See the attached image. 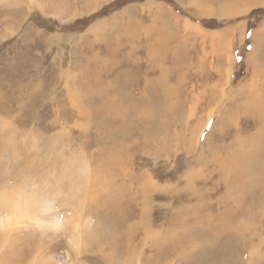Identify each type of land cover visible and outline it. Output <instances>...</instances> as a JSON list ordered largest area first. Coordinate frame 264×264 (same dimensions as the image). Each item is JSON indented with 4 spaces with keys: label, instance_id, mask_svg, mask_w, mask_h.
Wrapping results in <instances>:
<instances>
[{
    "label": "rangeland",
    "instance_id": "1",
    "mask_svg": "<svg viewBox=\"0 0 264 264\" xmlns=\"http://www.w3.org/2000/svg\"><path fill=\"white\" fill-rule=\"evenodd\" d=\"M263 87L264 0H0V264H264Z\"/></svg>",
    "mask_w": 264,
    "mask_h": 264
},
{
    "label": "bare ground",
    "instance_id": "2",
    "mask_svg": "<svg viewBox=\"0 0 264 264\" xmlns=\"http://www.w3.org/2000/svg\"><path fill=\"white\" fill-rule=\"evenodd\" d=\"M264 88V87H263ZM264 92V91H263ZM261 96V95H260ZM264 96V95H263ZM258 97V96H257ZM264 98V97H263ZM263 98L262 99H260V100H263ZM256 101H259V100H257V99H255ZM254 102L253 101V104H254V106H255V104H259V103H261L260 105H258L257 107H254L253 105H252V103L250 102V103H248V104H246V105H244L245 106V108L246 109H248V111H251V113H248V114H252L254 117H256L257 116V119H259L260 120V123L262 124V126L264 127V107H263V104H264V101H259V102ZM262 112H263V114H262ZM258 144H256V146H255V148L254 149H251L250 151H248L247 153H245L244 154V156L241 158V160L240 161H245V160H247L248 161V159L250 160V161H253V162H255V157H256V155H257V153L259 152L258 150L259 149H263L262 148V141L260 140V141H258L257 142ZM257 146H258V148H257ZM245 151V150H244ZM246 152V151H245ZM248 158V159H247ZM260 163V162H259ZM259 165V164H258ZM264 165V164H263ZM242 167H243V164L242 165H240V169H242ZM48 168V167H47ZM250 168V167H249ZM238 167H237V169L235 168V176H238L239 178H241L242 177V175L241 174H239L238 173ZM252 172V171H251ZM237 177V179H238V181H240L239 180V178ZM242 180V179H241ZM241 183V182H240ZM237 188V187H236ZM235 188V189H236ZM38 192V191H37ZM237 192H238V190H237ZM38 194V193H37ZM20 196H21V194H20ZM34 196L36 197V195H35V193H34ZM4 199V198H3ZM9 200H10V198H9ZM236 200H237V198H236ZM235 201V200H234ZM2 202V201H1ZM237 202H239V199L237 200ZM32 203H34V201H32L31 202V199H22V198H20V200H18V201H15V202H10V201H3L2 202V205H5L6 206V208L8 207V209H12V211H13V213L15 214V215H17V216H19L20 214H22L21 213V209L25 206V207H27V209L28 208H30V206L32 207L33 205H31ZM35 204V203H34ZM30 205V206H29ZM1 207V206H0ZM33 209V208H32ZM35 210H36V208H34ZM1 210H7V209H1ZM29 212L31 213V211L29 210ZM33 212V211H32ZM34 214H35V212H34ZM230 214V213H229ZM26 216V215H25ZM30 216V215H29ZM35 216V215H34ZM28 217V216H27ZM15 218V217H14ZM17 219V218H16ZM14 221H15V219H14ZM18 223V222H17ZM221 256V255H220ZM229 257V256H228Z\"/></svg>",
    "mask_w": 264,
    "mask_h": 264
}]
</instances>
